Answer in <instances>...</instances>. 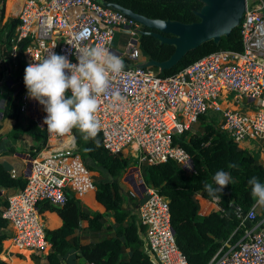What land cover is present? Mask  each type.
<instances>
[{"label":"built area","instance_id":"built-area-1","mask_svg":"<svg viewBox=\"0 0 264 264\" xmlns=\"http://www.w3.org/2000/svg\"><path fill=\"white\" fill-rule=\"evenodd\" d=\"M15 1L18 23L10 52L16 58L21 50L25 67L42 61L48 52L64 55L75 64L77 49L92 47L106 48L124 61L123 72L110 78L107 92L97 97L101 144L108 151L129 154L148 164L173 159L185 168L190 154L173 145L172 136L209 109L219 110V127L238 143L264 140V0H246L238 25L241 50L209 52L165 76L153 66L136 65L146 60L140 47L141 24L126 13L96 0ZM85 30L87 37L77 40ZM120 33L128 37L118 49L114 42ZM116 92L125 101L113 106ZM243 98L257 100L258 105L251 108L250 100ZM222 102L227 104L220 107ZM30 105L38 110L45 134L42 148L52 141L64 144L50 153L32 155L24 186L6 196L1 215L11 228L10 246L19 254L44 252L50 245L40 202L62 206L68 193L82 194L94 188L92 171L81 159L73 132L63 137L49 135L43 124V106L23 92L19 111L25 113ZM143 183L144 199L137 217L149 248L160 264H188L175 241L167 198L158 188ZM135 184L139 186L136 180ZM129 194L137 192L132 187ZM207 204L222 210L217 200ZM255 205L247 211L237 208L243 226L241 237L234 243L225 241L207 264H264V215L257 218Z\"/></svg>","mask_w":264,"mask_h":264},{"label":"trees","instance_id":"trees-1","mask_svg":"<svg viewBox=\"0 0 264 264\" xmlns=\"http://www.w3.org/2000/svg\"><path fill=\"white\" fill-rule=\"evenodd\" d=\"M10 3L11 0H7ZM116 2L136 13L147 17L169 18L181 22H192L198 19L195 11L201 6L199 0H106ZM4 0H0V12L3 11ZM2 4V5H1ZM264 15V6L262 7ZM18 23L17 17L6 20L4 45L10 61H15L11 68L12 85L5 91H0L2 100L1 117L12 118L14 123L6 134L10 138L26 135L31 138L33 147L41 148L45 143V134L38 122L30 117L24 119L19 111L23 92H27L23 77L25 62L22 51L16 58L10 52L11 38ZM148 30V28H144ZM115 44V42H114ZM140 47L146 59L164 60L172 52L173 46L160 43L157 37L144 32L140 35ZM239 26L234 27L228 35L222 36L219 42L210 40L189 50L170 69L156 71L162 75L171 74L204 54L220 49L241 50ZM199 125L182 130L172 136V144L183 147L191 158V169L186 170L173 159L161 162L139 165L143 181L147 185L158 188L169 203L171 224L178 248L185 255L188 264H207L216 250L224 244L236 242L243 233L237 208L247 211L256 201L251 196V185L248 181L257 177L264 183V166L258 159L257 152L245 148L216 124L205 112L197 118ZM73 136L78 152L87 169L92 174L93 185L96 188V198L105 210L119 221L118 227L111 236L96 238L81 243L77 231L85 222L87 228L97 230L103 227L104 219L101 213L92 212L86 208L74 194L68 193L62 206H55L47 201L40 202V210L50 208L61 216L59 227L46 230V238L51 250L45 254L44 264H59L64 254L70 248H79L84 259L81 264H152L144 252L143 242L137 232V227L144 233V226L139 222L136 213L132 211V203L124 201L123 192L117 178L135 159L129 154L112 153L101 144L100 132L94 140L85 142L79 132L73 130ZM229 164L236 167L229 168ZM224 170L231 174L232 180L222 193L218 204L221 211L209 207L204 214L199 213L200 197L210 203L211 197L204 189L205 183H212V177L217 171ZM26 178L12 176L0 159V187L20 188ZM215 187V185H213ZM140 202V200H139ZM230 202H232L230 204ZM6 200L0 196V252L2 241L11 235L8 222L2 217L1 211ZM125 204V207L123 206ZM256 206L257 218L264 215V207ZM107 225V229H111ZM129 252L126 253L125 249ZM0 264H9L0 257Z\"/></svg>","mask_w":264,"mask_h":264},{"label":"clouds","instance_id":"clouds-1","mask_svg":"<svg viewBox=\"0 0 264 264\" xmlns=\"http://www.w3.org/2000/svg\"><path fill=\"white\" fill-rule=\"evenodd\" d=\"M86 37L85 30L76 39ZM76 57L78 62L74 64L64 55L48 52L42 61L25 68L23 81L28 97L38 101L46 112L43 124L49 135L63 137L75 129L85 142L91 139L98 146L96 137L101 124L96 117L97 97L107 92L110 78L120 75L125 64L120 56L100 47L77 49ZM124 101L125 97L119 92L113 94V106ZM231 180L229 172L220 170L212 177V183L204 184V189L212 199L219 200L217 193H222ZM248 183L252 198L264 207V183L257 177L250 178Z\"/></svg>","mask_w":264,"mask_h":264},{"label":"crops","instance_id":"crops-1","mask_svg":"<svg viewBox=\"0 0 264 264\" xmlns=\"http://www.w3.org/2000/svg\"><path fill=\"white\" fill-rule=\"evenodd\" d=\"M2 5V4H1ZM16 13V1L11 0L8 3L7 0H4L3 3V11L0 12V91H5L7 87L12 85V77H11V61L5 57L6 48L4 45V38L6 34V25L5 22L10 17H15ZM1 106L2 100H0V117H1ZM37 112V113H36ZM24 119L26 117H30L35 119L40 125V118L38 115V110L35 106H29V109L23 113ZM14 120L12 118H0V159L4 166L10 171L12 176H22L26 178L29 175L31 170V156L35 155L39 151L41 154H47L53 151L55 147H58L64 143H55L52 141L51 143H47V146L44 148H36L33 147V143L31 138L23 135L19 136L15 139L8 137L6 134L11 129ZM41 127V126H40ZM42 128V127H41ZM258 141V139L254 140ZM264 141V140H262ZM243 145V144H242ZM245 148L257 152L258 159L264 166V143H246L243 145ZM140 171V168H138ZM186 170L191 169V161L189 165L185 166ZM142 179L141 173L140 177L136 179L139 181ZM143 181V179H142ZM139 183V182H138ZM139 187V186H137ZM132 189V187H129ZM16 188H7L0 187V196L2 199L6 200V196L9 192L14 191ZM129 189V191H130ZM96 188L90 189L82 194H74V196L89 210L92 212H98L102 214L104 219L103 227L97 230H91L86 227L85 222L82 223L81 227L77 231L79 235L81 243H86L90 240H94L96 238H102L104 236H111L114 234V230L118 227L119 221L107 212L103 206V204L97 200L96 198ZM128 191V194H129ZM124 201H127V196L123 194ZM138 205L143 201V194L137 195ZM140 200V202H139ZM201 201V207L199 209L200 214H204L209 206L205 200ZM125 207V204H123ZM40 207V204H39ZM138 209V207H137ZM41 218L43 222V226L45 231L52 230L62 223L61 216L58 214L56 210L46 208L44 210H40ZM137 215V214H136ZM111 225V229H107V225ZM10 227V226H9ZM11 230V228H10ZM51 250L49 245L48 249L44 252H29L24 251L21 254L15 252L10 246V240L8 238L2 241V250L0 252V257L6 260L9 264H44L46 262L45 254ZM126 253L129 252L128 248L125 249ZM84 262V259L80 253L79 248H70L66 254L63 255L59 264H81Z\"/></svg>","mask_w":264,"mask_h":264},{"label":"water","instance_id":"water-1","mask_svg":"<svg viewBox=\"0 0 264 264\" xmlns=\"http://www.w3.org/2000/svg\"><path fill=\"white\" fill-rule=\"evenodd\" d=\"M106 6L114 7L134 18L141 24L140 33L147 32L157 37L160 43L173 46V52L164 60L146 59L137 63V66H153L159 71L170 69L189 50L196 48L207 41L219 42L222 36L228 35L230 31L237 27L243 16L246 0H199L201 6L195 11L198 19L192 22H181L169 18L147 17L136 13L116 2L106 0H96ZM148 28V30L144 29ZM133 189L138 187L133 177L127 178ZM139 191L137 195L143 194L144 183L139 179ZM138 190V189H137ZM137 232L143 242L144 252L152 264H160L154 253L149 248L147 238L137 227Z\"/></svg>","mask_w":264,"mask_h":264},{"label":"rangeland","instance_id":"rangeland-1","mask_svg":"<svg viewBox=\"0 0 264 264\" xmlns=\"http://www.w3.org/2000/svg\"><path fill=\"white\" fill-rule=\"evenodd\" d=\"M127 37H128L127 33H120L119 36H118V41L116 39V43L114 44L115 47L120 49L122 47V45L124 44V40ZM143 56L145 57L144 54H143ZM10 65H11V67L15 66V61L12 60ZM228 99H230V96L228 97ZM243 100L246 101V102L250 100V103H249L248 106L251 107V108H253L256 105H258V101L257 100L246 99V98H243ZM229 102L231 104H233V105L235 104V103H232L231 101H229ZM226 104L227 103L222 102V103H219V106L220 107H224ZM205 113L209 114L216 124L219 123V119H220L219 110H217V109H209ZM198 125H199V122L195 121L193 123V125H192V128H196ZM246 143H264V141L259 140V139H258V141L250 140L249 142H243L242 144L246 145ZM133 158L135 159V161H132L129 164L127 169L124 172H122V174L117 178V180H118V182L120 184L121 191L123 192V194L125 196H127V201L132 203V211L137 214V207H138L137 195L132 196V195L128 194V191L130 189L129 187L131 186V184L129 183L127 178L133 177L136 180V179H138L140 177V171L138 169L139 165H140V162L135 157H133ZM184 167H185V165H184ZM92 174L95 175L97 173L96 172H92ZM137 189H135V190L138 192L140 189H138V190Z\"/></svg>","mask_w":264,"mask_h":264},{"label":"bare ground","instance_id":"bare-ground-1","mask_svg":"<svg viewBox=\"0 0 264 264\" xmlns=\"http://www.w3.org/2000/svg\"><path fill=\"white\" fill-rule=\"evenodd\" d=\"M68 139V137H66L65 139H64V141H66Z\"/></svg>","mask_w":264,"mask_h":264}]
</instances>
